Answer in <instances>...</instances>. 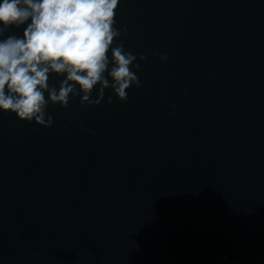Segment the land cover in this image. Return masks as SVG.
Listing matches in <instances>:
<instances>
[{
    "label": "clouds",
    "instance_id": "1",
    "mask_svg": "<svg viewBox=\"0 0 264 264\" xmlns=\"http://www.w3.org/2000/svg\"><path fill=\"white\" fill-rule=\"evenodd\" d=\"M120 0H2L0 34L9 26L29 21L23 38L8 36L0 41V110L15 113L20 121L51 127L45 119L49 103L67 107L69 95L83 93L80 103L98 105L105 89L111 88L121 101L140 81L130 68L139 70L137 57L123 44L113 45L122 31L113 27ZM111 48V61L108 52ZM166 60L167 57H161ZM140 60L145 59L143 55ZM112 64L109 70V64ZM107 71L111 83L105 77ZM64 74L59 90L49 86V74ZM100 85L98 97L90 99ZM7 90V91H6ZM45 92L48 98H45ZM112 98L108 97V103Z\"/></svg>",
    "mask_w": 264,
    "mask_h": 264
}]
</instances>
